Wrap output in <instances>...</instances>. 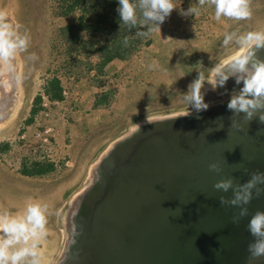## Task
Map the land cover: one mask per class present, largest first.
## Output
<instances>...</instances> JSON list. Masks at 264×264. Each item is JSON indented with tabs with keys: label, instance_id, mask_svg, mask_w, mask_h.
<instances>
[{
	"label": "rangeland",
	"instance_id": "obj_1",
	"mask_svg": "<svg viewBox=\"0 0 264 264\" xmlns=\"http://www.w3.org/2000/svg\"><path fill=\"white\" fill-rule=\"evenodd\" d=\"M0 9H6L9 20L31 37L28 49L13 62L15 71L0 74V81L4 82L0 84V147H8L0 150V211L22 212L29 200L48 205L49 234L41 244L43 264H58L60 260L66 240L65 208L87 185L84 182L89 181L91 166L98 167L118 138L133 133L148 120L196 112L184 103L182 94L197 78L198 73L193 70L197 62L202 61L207 70L218 62L226 63L232 55L242 54L231 46L227 51L222 47L225 32L264 30V0H251L252 17L244 21L222 18L218 22L209 17L214 9L208 8L204 16L187 18L179 26V35L173 39L177 47L172 43L167 44L168 48H144L127 64L118 61L110 72L106 69L109 78L90 82L84 77L86 66L82 58L76 61L64 55L58 30L70 20L54 17L53 0H0ZM163 53L170 60L165 66L159 62ZM33 54L36 59H31ZM153 62L156 66L149 70L148 65ZM115 70L123 77L117 83H109ZM53 76L62 80L67 98L63 104L49 103L43 95L42 108L29 123L35 97L44 94V85ZM127 81L144 82L137 90H148L131 95L138 102L135 106L128 107L124 97L116 95L112 88L115 86L120 92L121 87L127 88ZM240 86L234 78L216 90L205 84V103L212 107L228 101ZM105 90L113 92L106 99V106L95 108L78 101L80 96L103 100L102 96L108 93L104 94ZM145 97L149 99L141 102ZM45 102L49 103L47 108L43 106ZM45 112L50 113L49 117ZM49 126L54 132L51 145L47 146L37 133ZM35 162L53 164V170L44 176L24 175L23 166L30 167Z\"/></svg>",
	"mask_w": 264,
	"mask_h": 264
},
{
	"label": "flooded vegetation",
	"instance_id": "obj_2",
	"mask_svg": "<svg viewBox=\"0 0 264 264\" xmlns=\"http://www.w3.org/2000/svg\"><path fill=\"white\" fill-rule=\"evenodd\" d=\"M258 56L264 59V50ZM228 102L155 119L118 138L67 203L58 264H173L200 218L233 210L219 203L231 192L213 185L225 177L242 184L264 172V125L242 118L243 131L230 127ZM216 162L220 175L209 171Z\"/></svg>",
	"mask_w": 264,
	"mask_h": 264
},
{
	"label": "clouds",
	"instance_id": "obj_3",
	"mask_svg": "<svg viewBox=\"0 0 264 264\" xmlns=\"http://www.w3.org/2000/svg\"><path fill=\"white\" fill-rule=\"evenodd\" d=\"M117 12L120 25L130 30L137 29L136 35L149 37L161 32V25L177 9L176 0H118ZM214 9V18L233 21H244L252 17L251 0H198L185 11L182 16H199L204 7ZM20 25H14L6 9H0V74L3 71L14 72L16 56L28 49L30 35L20 32ZM144 29V30H141ZM125 45L128 38L125 37ZM232 47L242 54L232 55L225 62H218L212 68L204 70L203 62H197L194 69L198 75L189 85L186 93L182 94L185 104L197 113L206 111L209 105L205 103L203 89L209 84L212 90L224 87L230 78L237 85H243L239 91H234L227 104L232 128L243 131L239 117L243 116L245 124L257 120L264 125V59L258 56L264 50V30L225 32L222 47L227 51ZM31 59H36L35 54ZM155 62L148 65L149 70L155 68ZM206 72L208 73L206 75ZM0 81V84H3ZM190 113H188L189 115ZM243 114V115H242ZM186 115V116H188ZM149 122V120H148ZM139 127V125H137ZM209 171L222 174L220 163L209 164ZM247 173L248 169H244ZM264 172H252L245 183H237L234 177H225L214 185L216 192L229 193L219 197L222 206L238 208L233 215L232 223L239 224L241 219L249 216V205L252 200L264 195ZM48 205L29 200L23 211L11 213L0 211V264H43L41 244L46 240L48 232ZM247 230L253 237L248 245V264L264 258V211H256L251 215ZM73 236L78 235L75 226ZM69 259L78 260V256Z\"/></svg>",
	"mask_w": 264,
	"mask_h": 264
},
{
	"label": "trees",
	"instance_id": "obj_4",
	"mask_svg": "<svg viewBox=\"0 0 264 264\" xmlns=\"http://www.w3.org/2000/svg\"><path fill=\"white\" fill-rule=\"evenodd\" d=\"M197 3L198 1H192L189 6ZM118 6V0H53L54 17L70 20L67 25L58 30L59 41L62 42V46L65 48L64 55L66 58L76 61L78 58H82L86 66L84 77L90 79V82L93 79L106 78V68L109 64L114 61L127 64L153 42V35L149 37L137 36L136 28L130 30L126 26L121 27L119 14L116 11ZM208 11V7L205 6L201 9L200 14L204 16ZM190 18H194V16H190ZM125 37L128 38L127 45L123 42ZM172 43L177 47V42L174 43L173 40L170 45ZM165 48H168V45ZM172 53L174 55L175 51ZM93 57H97L98 60L93 61ZM169 61V57L164 53L159 58V62L163 66L168 65ZM93 71L96 73L94 76L92 75ZM121 77H123L121 73H116L111 80L117 83ZM134 82L127 81V89L120 93L128 107L138 104L132 98V94L139 92L143 94L148 91L144 87L140 91L137 90L144 86V82L138 84H134ZM63 92L64 86L59 77L53 76L48 79L44 85V94H40L34 99V106L31 111L32 117L29 123L41 110L43 95L51 103L61 102L64 100ZM105 93L107 94L102 96L103 100H96L95 108L106 106V99L113 95L110 90H105ZM148 99L145 97L141 99V102ZM7 148V146L0 147V150L4 151ZM52 170L53 164L35 162L30 167L24 165L22 173L26 176H44Z\"/></svg>",
	"mask_w": 264,
	"mask_h": 264
},
{
	"label": "water",
	"instance_id": "obj_5",
	"mask_svg": "<svg viewBox=\"0 0 264 264\" xmlns=\"http://www.w3.org/2000/svg\"><path fill=\"white\" fill-rule=\"evenodd\" d=\"M225 117L231 124L230 117ZM243 116L239 117L242 119ZM264 187V185H261ZM249 216L241 219L239 224L232 223V217L239 210L234 208L225 212V216L217 218V212L210 219L200 218L195 223L194 236L190 243L179 249V255L173 264H248V245L253 237L247 230L248 221L256 211H264V195L255 198L247 205ZM198 233V234H197ZM264 262V258L254 264Z\"/></svg>",
	"mask_w": 264,
	"mask_h": 264
},
{
	"label": "crops",
	"instance_id": "obj_6",
	"mask_svg": "<svg viewBox=\"0 0 264 264\" xmlns=\"http://www.w3.org/2000/svg\"><path fill=\"white\" fill-rule=\"evenodd\" d=\"M192 1H198V0H176L177 9L174 10L171 13V15L165 20V22L161 25V32H157V33L153 34V42H152V44L149 47L145 48L146 50H148V49L150 50L151 48H154L155 46H166L167 44H170L173 39L178 37L179 33H177V31H179V26H181L183 23L188 21L187 18L188 19L190 18L189 16H182L180 14V10L183 9V10L186 11L189 8V3L192 2ZM209 17L215 19L214 18V10L211 11ZM93 60L96 61V60H98V58L97 57H93ZM116 62H118V61H114V62H112L111 64H109L107 66L106 69H108V72H110L109 70L111 69L112 66H114V64ZM116 72L117 71L115 70L114 74H116ZM92 74H94V71L92 72ZM109 77L110 76H108V75L106 76V78H109ZM109 83H113V80H110ZM112 88H114V90L117 91V88H115V86L112 87ZM126 89H127L126 87H124V88L121 87L119 89L121 91L120 92H116L115 91V94L119 93L118 96L120 97V93H123ZM78 101H79V103L81 105L87 104V105L95 106V104H96V101H95L94 98H90L89 100L88 99L85 100V99H83V96H80V98H78ZM52 103H61V104H63L64 100L61 101V102H52ZM87 105H86V107H87ZM88 122H89V119H88ZM53 132H54V129H53ZM66 146H68V145H66ZM67 164H69L68 161H67ZM94 167L95 166H91V169H93ZM91 169H90V171H91Z\"/></svg>",
	"mask_w": 264,
	"mask_h": 264
},
{
	"label": "built area",
	"instance_id": "obj_7",
	"mask_svg": "<svg viewBox=\"0 0 264 264\" xmlns=\"http://www.w3.org/2000/svg\"><path fill=\"white\" fill-rule=\"evenodd\" d=\"M67 94H68V92L66 90H64V92H63L64 98H67ZM49 103H51V102L49 101ZM49 103L45 102V103H43V106L45 108H47ZM49 115H50L49 112H45V116L46 117H49ZM52 134H53V128L49 126V127H46L42 133L38 132L37 133V137L40 138L47 146H50L51 145ZM55 167L57 169H59V168H61V165L55 164Z\"/></svg>",
	"mask_w": 264,
	"mask_h": 264
}]
</instances>
